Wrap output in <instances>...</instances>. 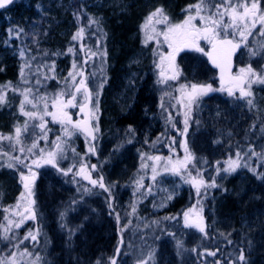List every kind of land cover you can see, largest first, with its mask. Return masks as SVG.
Masks as SVG:
<instances>
[{"label": "rangeland", "instance_id": "obj_1", "mask_svg": "<svg viewBox=\"0 0 264 264\" xmlns=\"http://www.w3.org/2000/svg\"><path fill=\"white\" fill-rule=\"evenodd\" d=\"M153 2L145 8L143 20L131 36V40H135V60L132 59L124 69L117 70L118 73L128 72L133 81L136 80L133 88L130 80L126 79L124 88L135 89L134 93L138 90L142 92L147 97L142 100L145 105L140 103L137 114L131 113L130 105L127 112H118L116 119L112 118L115 115L113 109L119 103L111 98L107 86L113 67V54L116 53L110 48L99 17L84 25L80 20L81 27L73 29L68 42L63 44L64 48L54 51L41 46L44 42L42 37L47 32L41 31V26L47 25L50 19L48 15L53 9L48 7L50 0H16L7 9V13L0 15L2 24L8 20V15L17 17L18 13L25 14L24 11L30 6L34 14L36 11L39 13L29 24H20L26 26L19 31H16L18 28L15 30L14 38L23 39L24 52L30 51L29 59L23 60L19 66L15 85L0 83V94L4 96V102L0 103V137H3L0 138V167L6 166L0 169V172H4L0 173V182L8 181L10 194L14 189L15 195L14 202L7 207L4 215L7 245H11V249L19 248L21 254L26 253L31 238L37 234L32 242L41 238L39 230L37 233L33 229L27 230V235L19 233L29 221L32 223H27L30 228L42 224L45 226L44 232L52 240L49 243L52 244L51 248H47L50 250L47 255L52 264H65L66 259L72 262L78 260L79 264H111L113 258L116 264H124L125 256H130L132 264H192L191 255H184L177 248L186 241V237L167 238L170 233L168 229L165 235L156 233L157 227H162L159 223L163 219L174 223L176 214L163 216V212L181 194L184 186L192 187L193 192L197 191V187L182 181L183 176L177 169L183 168L186 177L199 181L202 177L194 174L193 170H187L193 159L206 165L208 159L224 157L228 167L237 163V166L243 168V164L247 167L245 162L251 161L257 154L256 147L250 145L247 135L240 132L238 126L244 120H251V115H264V84L253 83L247 89L252 93L251 96H241L238 88H233V95H229L226 89L221 90L215 84L214 73L206 65L205 55L191 48L179 51L172 67L168 66L167 61L158 67L160 54L170 51L160 33L172 25L182 23L189 15L195 16L196 10L191 6L196 5L198 0L179 12L172 11L168 0ZM236 2L233 0V3ZM259 7L264 10V0H259ZM157 9H162V14L152 16ZM193 23L200 25L199 18L193 20ZM261 27L257 23L254 28H250L251 34L240 43L241 53L235 76L241 75V68L249 66L264 74V35L260 34ZM232 31L229 29V32ZM74 36L76 39H73ZM240 39L237 32L235 40ZM199 43L206 51L211 47L205 41ZM133 67L136 69L133 70ZM69 72L76 75L77 80L84 79L92 93L91 103L85 113L92 114L88 126L94 132L93 146L97 157L96 160L93 157L90 159L97 168L93 176L99 179L103 172L105 174V179L101 181L104 187H100L101 182L97 183L102 188L110 217L109 223L104 220L105 223L101 225L105 224V227L101 226L98 230L88 219L90 202L85 201L83 206L76 205L90 195L89 188L82 185V178L76 177L77 169L92 152L89 133L68 125L72 134L65 135L62 125L52 122L51 116H44L43 111L42 97L47 100L49 111H52L53 98L66 87L69 91L73 90L70 79H65ZM173 74L176 78H169ZM192 84L211 85L212 90L189 103L187 92L191 91ZM28 89L31 91L26 92ZM25 93L37 107L25 103L24 111L36 112V118H29L21 112ZM123 97L121 103L124 102ZM77 98L82 101L83 89ZM66 111L73 121L85 119V113H81L78 107L67 108ZM40 116L47 122L43 132L38 127ZM124 116L130 117L128 121L121 122ZM17 128L21 129L19 143ZM243 138H246L248 144ZM33 143L36 144L35 148H32ZM21 147L24 149L23 154L19 152ZM30 148L31 152L28 151ZM49 152L55 153V167L45 162ZM258 156L262 159L261 155ZM13 157H20V161ZM24 159L30 162V167H25L27 162ZM33 160L40 161V166L35 168ZM18 164L21 165L19 171L16 167ZM25 184H28L27 189ZM197 186L200 191L202 185ZM105 188L108 190L105 191ZM31 197L34 199L32 204L29 202ZM9 198L12 199V195ZM37 200L41 201V207L36 206ZM31 209L38 213L36 218L35 213L31 215ZM98 211L102 213V209ZM30 217L33 220H29ZM217 222L223 227L231 225L225 218L218 220L216 217L213 225L216 226ZM112 223L116 228L110 230ZM193 229L197 230L195 227ZM246 229L255 240L264 243V216L258 219V224H247ZM41 236L44 238L43 234ZM69 240L78 248V258L68 255ZM151 244L154 245L153 249L150 248ZM8 246L4 249V259H1L3 264H13L15 261L14 253L9 252L10 255H7Z\"/></svg>", "mask_w": 264, "mask_h": 264}, {"label": "trees", "instance_id": "obj_2", "mask_svg": "<svg viewBox=\"0 0 264 264\" xmlns=\"http://www.w3.org/2000/svg\"><path fill=\"white\" fill-rule=\"evenodd\" d=\"M153 1L156 0H50L51 4L48 7L53 8L48 15L50 19L47 25L41 26V31L47 30L45 36L42 37L44 38V42L41 44L45 48L54 51L63 49V44L68 42L73 29L81 27L80 20L83 25L85 23L88 24L95 17H99L100 22H102L104 35L109 40L110 48L112 47L114 53H116L113 54L112 52L113 67L110 70L111 74L108 76L109 84H107L110 88L109 93L111 94V98L116 99L119 103V106L118 104L114 106L113 112L115 115L112 118L116 119L118 117L117 113L120 111L127 112L130 105L131 113L134 112L135 114L140 111V103L143 106L145 105V102L142 100L147 97L142 95V92L138 90V92L134 93L135 89L124 88L126 79L130 80L133 88L135 87L136 80L133 81L128 72L118 73L119 71L117 70L119 68L124 69L126 65L130 64L132 59L135 60V40H131V36L136 32L135 28H139V24L143 20L145 8L151 3L153 4ZM194 1L168 0V3L172 11L179 12L180 10H185ZM24 12L26 15L21 12L18 13L17 17L15 15H8V20L6 19L5 23H0V83L2 84L15 85L19 66L24 62L23 60L29 59L28 55H30V51L24 52L23 39H20V41L14 38V33L17 28L18 30L16 31H19L27 23L29 24L31 19L36 18L39 13L36 11L37 15L34 14L31 6ZM4 13H7V9L2 11L0 15ZM14 23L15 28L13 27ZM12 32L13 34H11ZM34 58L39 59V57L35 56ZM135 69L133 67V70ZM122 96H124L123 99L125 98L124 102H122L123 105L120 102L123 101L121 100ZM130 116L122 117L121 122L128 121ZM250 118L251 120H244L238 126L240 132L247 135L250 145L253 144L257 149V154L251 158V161L245 162L247 167L243 164L242 168L241 166H237V163H234L232 166L235 170L233 171L230 166L228 167L224 157L215 160L207 158L206 165L193 159L192 162H189L187 170H193L194 174H197L200 178L202 177L204 184L202 185L200 194L197 195V191L193 192L192 187L184 186L181 194L163 212V216L169 214L174 216L176 214L174 223L171 224L170 220L163 219L159 223V226L162 227H157L156 229V233L162 235H165L169 230L170 233L168 232L167 238L178 237V239H181L184 237L185 239L186 237V241L177 248L184 255H191L192 264H264V243L255 240L250 235V231L246 229L247 224H253V222L254 224H258V219L260 220L264 216V115H259L258 117L251 115ZM258 132L259 135L257 136ZM243 141L248 144L246 138H243ZM3 150L5 151V149ZM14 154L17 153L14 152ZM258 155H261L262 159H259ZM24 160V162H27V159ZM29 163L28 161L27 165ZM32 165L35 168L38 167L36 164ZM16 167L19 171L21 165L18 164ZM1 168L5 169L6 166ZM223 168L229 170L225 171ZM178 170L182 174L181 176H183L182 181H185L187 185H193L191 182L192 178L186 177L184 172H182L184 171L183 168L177 169V172ZM23 181H25L24 178ZM213 182H215V187L211 186ZM82 185H86L84 187L86 189L90 188L87 183L82 182ZM38 187L37 185V190ZM10 191L11 186L9 182L1 180L0 262L1 259H4V249H7L8 246L4 215L7 207H10L15 200L14 189H12L11 194ZM11 195L12 199L9 198ZM85 201L86 203L88 202V197L82 202L78 201L76 205L83 206ZM40 203L41 201L37 200L36 206L41 207ZM33 212L36 218L38 213L35 210ZM185 212L189 213V220L202 219L205 224V231L199 232L198 229H193L194 227H186ZM216 217L218 220L222 218L227 219L231 225L223 227L217 222L216 226H214L213 220ZM28 219L33 220L31 217ZM65 220L68 221L67 219ZM107 222L109 223V220ZM27 223H25L24 229H21L19 233L27 235V230L33 229L36 233L39 230L41 238L39 241L36 240V242H32L33 237L31 238L32 241L30 240L29 245L26 246V253H29L28 255L24 252L21 254L19 248L12 247L11 249V245L8 246L7 255H10L9 252L14 253L15 261H13V264H52L47 255V252L49 253L50 251L47 248H51L52 244L49 245V243H52V240L45 234V226L42 224L36 228H30ZM66 226L69 227L67 222ZM66 226L64 229L67 228ZM51 227L53 226L51 225ZM113 228H116L114 224L110 226V230ZM59 229L63 232L61 227ZM42 234L44 238H42ZM64 234H66V231ZM68 244V255L77 256L76 258H78V248L72 240H69ZM38 245H40V248L37 247ZM153 246L151 244L150 248L153 249ZM241 252H243L244 261L238 259ZM210 253H215V255H210ZM63 256L65 254L62 255V259ZM53 262L56 261L53 260ZM123 262L124 264H132V259H130V256H125ZM65 264H79V261L72 262V260L66 259ZM186 264H190V262Z\"/></svg>", "mask_w": 264, "mask_h": 264}, {"label": "snow or ice", "instance_id": "obj_3", "mask_svg": "<svg viewBox=\"0 0 264 264\" xmlns=\"http://www.w3.org/2000/svg\"><path fill=\"white\" fill-rule=\"evenodd\" d=\"M12 3L13 0H0V9H3ZM191 7H194L196 10L195 16L189 15L182 23L172 25L167 29V31L160 33V35H163L164 43L167 44L170 51L167 54H160V64L158 67L162 66L165 61L168 62L169 67H172L174 65L176 54L184 48H191L197 52H202L208 57L214 67L221 70V90H225V85H227L226 90L229 95H233V88H238L241 96H251L252 93L247 89H250L252 84L256 82L264 84V74L255 71L251 66H249L247 68L240 69L241 75L232 76L230 74V60L233 52L240 46V43L246 41L247 36L251 34L250 28H254L257 23H260L262 25L260 34L264 35V10L260 9L259 0H251L250 3L248 0H244V2H239V0H237L236 3H233V0H216V2H213V0H198V3ZM162 12V9H157L152 16L162 14ZM152 16L149 17V20L152 19ZM226 16L227 20L225 19ZM197 18L200 20V25L193 23V20ZM229 29H232L233 31L229 32ZM237 32L241 38L240 41L235 40ZM73 39H76V37L74 36ZM148 39H152V37H148ZM200 41H205L211 45V50L206 51L203 47H201L199 43ZM69 51H71V49H69ZM21 55H23V53H21ZM93 55H95V53H93ZM73 67H75V64ZM226 70L229 73L227 81L225 80ZM163 74L164 72L162 68L161 75L163 76ZM80 75L82 76L83 72H81ZM169 78L175 79L176 76L173 74ZM65 79L66 81L70 79L73 90L69 91L66 87L58 95H56L51 102L52 111H49V104L47 100L42 97L41 99L44 100V116H51L52 122L60 123L63 127L65 135L71 136L72 134L68 125H71L73 129L81 132L90 133L91 129H89L88 125L92 114L85 113V109L87 105L91 103L92 93L85 84V80H77L76 75L72 72H69L68 77ZM82 89L83 98L82 101H78L77 94L81 93ZM183 89L184 86H182V91ZM211 90V85L192 84L191 91L187 92L189 103L194 102L197 96L205 94ZM28 91H31V89L26 90V92ZM3 102L4 96L3 94H0V103ZM25 103L32 104L33 108L37 107V104L34 103L33 100H30L26 93L24 94V101L21 102V112L29 118H36L38 115L36 112L24 111ZM248 103L251 104V100H249ZM77 107L81 113H85V119L83 121H73L72 116L66 111L67 108ZM39 119L41 123L38 127H40L43 132L46 128L47 122L44 121L43 116H40ZM20 134L21 129L17 128L16 136L18 143ZM7 139H11V137H7ZM35 147L36 144L33 143L32 148ZM32 148L28 149V151L31 152ZM57 148H59V145H57ZM20 151L23 154V147H21ZM42 151L43 150H41V152ZM47 155L48 159L45 162L51 163L53 167H55V153L49 152ZM239 156L240 153L238 152L237 157ZM13 159L20 161V157H13ZM41 159H43V156H41ZM32 163L39 166L38 160H33ZM11 166L12 165H9V167ZM25 167L30 166L25 165ZM94 167L95 166H93V168ZM230 168L233 171L235 170L232 165H230ZM228 170L229 169H225V171ZM81 171H83V169H81ZM153 172L155 173V168L153 169ZM153 179H155V176H153ZM100 180L102 181L103 178L101 177ZM191 182L194 187H197V195H199L200 191L197 185H203L204 181H197L196 178H193ZM91 183L95 185L97 184V181L91 180ZM211 186L215 187V182H213ZM24 187L27 189L28 184H25ZM100 187H104L102 182L100 183ZM107 190L108 189L105 188V191ZM188 217L189 213L185 212L184 218L186 227H195L201 232L205 231L204 227L200 223H190ZM33 239H35V237H33ZM210 255H215V253H210ZM238 259L240 261H244L243 252H241ZM0 264H3V262H0ZM111 264H116V260L114 258L111 260Z\"/></svg>", "mask_w": 264, "mask_h": 264}, {"label": "flooded vegetation", "instance_id": "obj_4", "mask_svg": "<svg viewBox=\"0 0 264 264\" xmlns=\"http://www.w3.org/2000/svg\"><path fill=\"white\" fill-rule=\"evenodd\" d=\"M89 105V104H88ZM87 105V107H88ZM89 143L92 145V152L90 153L89 157L87 159H85L86 161L79 166V168L77 169L76 172V177H81L82 181H84V183H87L89 185V192L90 195L88 197V202H90V209L87 212L88 214V219L90 221L91 224H96L98 222H100L101 224L104 222V220H110V217H108V207H107V203L105 202L103 196H102V188H99L98 183L93 185L91 183V180H96L97 182H101L100 178L102 177L103 180L105 179V174L103 172V175H101V177L95 178L93 176V174L97 171V168L95 166V164L92 162V159L96 160V148L93 146L94 140H95V136H94V132L92 135H89ZM91 157H93L92 159H90ZM89 166V170H86V167L88 168ZM93 166H95L93 168ZM81 169H83V171H81ZM102 173V171H100ZM68 172L66 171V174ZM87 177V178H86ZM102 180V181H103ZM31 200V204L33 202L32 197L30 198ZM101 210L102 209V213L98 211V209ZM34 212L31 209V215H33ZM96 217H98V219H96ZM105 223V222H104ZM103 228L105 227V224L101 225Z\"/></svg>", "mask_w": 264, "mask_h": 264}, {"label": "water", "instance_id": "obj_5", "mask_svg": "<svg viewBox=\"0 0 264 264\" xmlns=\"http://www.w3.org/2000/svg\"><path fill=\"white\" fill-rule=\"evenodd\" d=\"M15 0H13V2H14ZM11 4H9V5H7L5 8H3V9H6V8H8L9 6H10ZM3 9H0V12L3 10ZM211 50V49H210ZM209 50V51H210ZM238 50L236 49L234 52H233V54H232V56H231V60H230V68H231V75H232V73H233V70H234V61H235V57L238 55ZM206 62H207V65L210 67V69H212V70H214L215 71V73H216V79L218 80V83H219V85L221 86V70L219 69V68H217V67H214L213 65H212V63L209 61V59H208V57L206 56ZM228 75H229V73L227 72V70L225 71V80L227 81V78H228ZM227 85H225V87H226ZM89 127V126H88ZM90 129V128H89ZM90 135H91V132L89 133ZM189 222L190 223H192V222H196V223H200L203 227H204V221L202 220V219H192V220H189ZM201 232V231H200Z\"/></svg>", "mask_w": 264, "mask_h": 264}, {"label": "bare ground", "instance_id": "obj_6", "mask_svg": "<svg viewBox=\"0 0 264 264\" xmlns=\"http://www.w3.org/2000/svg\"><path fill=\"white\" fill-rule=\"evenodd\" d=\"M99 228H101V223L100 222H98V223H96V225H95V229L96 230H98ZM204 229H205V224H204ZM199 231V230H198ZM200 232V231H199Z\"/></svg>", "mask_w": 264, "mask_h": 264}]
</instances>
